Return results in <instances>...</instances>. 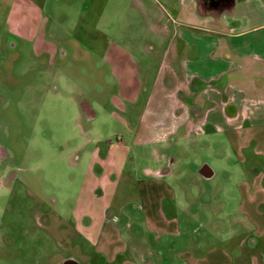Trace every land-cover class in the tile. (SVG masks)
I'll return each instance as SVG.
<instances>
[{"label": "rangeland", "instance_id": "374dc122", "mask_svg": "<svg viewBox=\"0 0 264 264\" xmlns=\"http://www.w3.org/2000/svg\"><path fill=\"white\" fill-rule=\"evenodd\" d=\"M190 2L0 0V264H144L135 248L156 264L210 249L264 261V210H239L251 160L236 137L145 141L149 93L165 76L173 88L167 48ZM153 180L169 196H153Z\"/></svg>", "mask_w": 264, "mask_h": 264}, {"label": "crops", "instance_id": "0c3cea01", "mask_svg": "<svg viewBox=\"0 0 264 264\" xmlns=\"http://www.w3.org/2000/svg\"><path fill=\"white\" fill-rule=\"evenodd\" d=\"M206 1L191 0V7L183 13L180 27L173 35L171 48H167L174 64L167 75L174 85L172 89L166 88L165 76L160 88L155 91V87L149 93L151 100H147L145 116L151 118L146 120L151 137L145 141L165 140L179 131L186 137L208 130L231 133L251 160L246 169L250 180L241 182L239 210L247 215L251 210L256 214L264 210V173L252 163L255 156H262L264 161V0H226L222 7ZM196 127L202 129L198 134L194 133ZM175 161L171 158L170 164ZM169 171L170 168L163 172L156 170L154 174L161 178ZM194 173L206 185L215 174L204 162L198 164ZM150 186L153 196L162 200L169 196L163 181L153 180ZM203 192L210 194L204 187ZM173 226L169 230L162 221L157 227L162 232L178 234V226ZM134 250L144 264H156V258H145L143 254L149 253L146 250L142 253ZM241 251L245 257V250ZM218 252L195 251L183 255V259L187 264H227V253ZM162 256L163 263H168L165 252ZM125 264L134 263L127 260ZM250 264L264 261L250 257Z\"/></svg>", "mask_w": 264, "mask_h": 264}, {"label": "flooded vegetation", "instance_id": "af4514ba", "mask_svg": "<svg viewBox=\"0 0 264 264\" xmlns=\"http://www.w3.org/2000/svg\"><path fill=\"white\" fill-rule=\"evenodd\" d=\"M203 1L205 2L206 0H203ZM225 2H226V0H210V1H206V3H209L210 5L215 3L218 7H222ZM194 133L198 134V133L195 132V130H194ZM167 169H169L168 166L166 168H163L161 171L163 172V171H166ZM62 264H80V262H79L78 259H76L74 257H67L62 262Z\"/></svg>", "mask_w": 264, "mask_h": 264}, {"label": "built area", "instance_id": "2783aa9c", "mask_svg": "<svg viewBox=\"0 0 264 264\" xmlns=\"http://www.w3.org/2000/svg\"><path fill=\"white\" fill-rule=\"evenodd\" d=\"M201 131H202V129L200 127H196V129H195L196 133L201 132Z\"/></svg>", "mask_w": 264, "mask_h": 264}, {"label": "water", "instance_id": "95a60500", "mask_svg": "<svg viewBox=\"0 0 264 264\" xmlns=\"http://www.w3.org/2000/svg\"><path fill=\"white\" fill-rule=\"evenodd\" d=\"M205 167H203V169H204ZM205 177H207L208 175H205V174H203Z\"/></svg>", "mask_w": 264, "mask_h": 264}]
</instances>
